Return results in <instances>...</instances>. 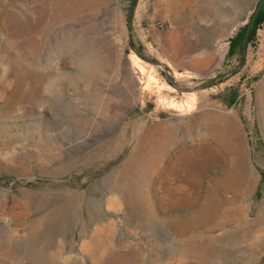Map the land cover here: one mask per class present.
I'll list each match as a JSON object with an SVG mask.
<instances>
[{
	"label": "rangeland",
	"instance_id": "obj_1",
	"mask_svg": "<svg viewBox=\"0 0 264 264\" xmlns=\"http://www.w3.org/2000/svg\"><path fill=\"white\" fill-rule=\"evenodd\" d=\"M263 7L0 0V264H264Z\"/></svg>",
	"mask_w": 264,
	"mask_h": 264
},
{
	"label": "trees",
	"instance_id": "obj_2",
	"mask_svg": "<svg viewBox=\"0 0 264 264\" xmlns=\"http://www.w3.org/2000/svg\"><path fill=\"white\" fill-rule=\"evenodd\" d=\"M264 23V7L260 8L250 30H248L247 26L242 27L237 34L231 38V46H230V55L241 51L244 47V40H252L255 37L257 29L261 24Z\"/></svg>",
	"mask_w": 264,
	"mask_h": 264
},
{
	"label": "bare ground",
	"instance_id": "obj_3",
	"mask_svg": "<svg viewBox=\"0 0 264 264\" xmlns=\"http://www.w3.org/2000/svg\"><path fill=\"white\" fill-rule=\"evenodd\" d=\"M137 68L140 70V71H142L143 70V65H142V63L140 64V63H138L137 62ZM145 71V70H144ZM142 73V72H141ZM216 130V129H215ZM214 130V131H215ZM221 130H223L224 131V133L226 134V136H231L230 134H231V131H230V127H229V125H227V123H226V121H223L222 122V125H221ZM233 132V131H232ZM220 132H214V133H212L213 134V136H218V134H219ZM220 136V135H219ZM209 139V138H208ZM210 140H212V139H210ZM229 141V140H228ZM233 142V141H232ZM212 143V142H211ZM217 143V142H216ZM216 143H214V144H216ZM214 146H216V145H214Z\"/></svg>",
	"mask_w": 264,
	"mask_h": 264
},
{
	"label": "water",
	"instance_id": "obj_4",
	"mask_svg": "<svg viewBox=\"0 0 264 264\" xmlns=\"http://www.w3.org/2000/svg\"><path fill=\"white\" fill-rule=\"evenodd\" d=\"M263 2V0H260V4ZM251 23V22H250Z\"/></svg>",
	"mask_w": 264,
	"mask_h": 264
}]
</instances>
